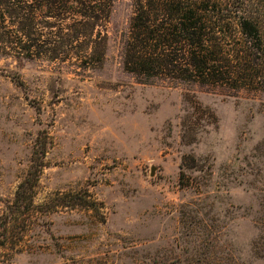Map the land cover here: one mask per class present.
I'll return each mask as SVG.
<instances>
[{
	"label": "rangeland",
	"instance_id": "1",
	"mask_svg": "<svg viewBox=\"0 0 264 264\" xmlns=\"http://www.w3.org/2000/svg\"><path fill=\"white\" fill-rule=\"evenodd\" d=\"M131 16L115 0L97 70L0 55L1 228L46 153L0 264H264V92L141 82Z\"/></svg>",
	"mask_w": 264,
	"mask_h": 264
},
{
	"label": "trees",
	"instance_id": "2",
	"mask_svg": "<svg viewBox=\"0 0 264 264\" xmlns=\"http://www.w3.org/2000/svg\"><path fill=\"white\" fill-rule=\"evenodd\" d=\"M114 5L115 0H0V55L100 69ZM123 68L143 83L264 92V0H132ZM45 155L40 145L33 152L0 227V248L14 218L40 208L34 200ZM95 204L80 198L65 207Z\"/></svg>",
	"mask_w": 264,
	"mask_h": 264
},
{
	"label": "water",
	"instance_id": "3",
	"mask_svg": "<svg viewBox=\"0 0 264 264\" xmlns=\"http://www.w3.org/2000/svg\"><path fill=\"white\" fill-rule=\"evenodd\" d=\"M152 172H154V171H152Z\"/></svg>",
	"mask_w": 264,
	"mask_h": 264
}]
</instances>
